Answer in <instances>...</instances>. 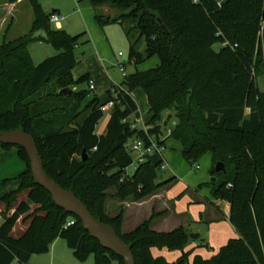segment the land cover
<instances>
[{"label": "trees", "instance_id": "1", "mask_svg": "<svg viewBox=\"0 0 264 264\" xmlns=\"http://www.w3.org/2000/svg\"><path fill=\"white\" fill-rule=\"evenodd\" d=\"M28 1L34 12L30 33L0 46V132L22 129L33 136L48 177L133 245L136 264H170L152 255L155 248L179 252L181 257L171 264H264V94L258 86L264 74V0H88L99 26L107 25L104 18L110 17L111 23L123 27L131 63L139 66L155 56L160 63L126 76L103 96L93 94L87 106L83 100L91 92H80L79 86L91 78L73 76L78 64L75 50L81 42L90 43L87 33L72 36L52 30V14L48 16L38 0ZM105 7L116 11L115 16H104ZM39 31L46 33L58 54L35 66L28 47ZM72 85L78 88L64 94ZM137 89L148 98V125L162 121L167 111L176 119L168 138L181 145L182 158L191 168L197 171L205 155L212 157L210 176L217 182L201 184L198 190L210 189L212 207L217 208V202L228 205V217L221 214L237 233L212 259L190 260L185 249L191 241H201V247L209 244L192 230L188 233L187 227L170 233L154 231V215L122 234L125 210L115 217L105 211L110 188L120 199L138 200L160 187L157 176L165 161L159 153L128 174L135 164L129 140L141 139L149 145L144 131L131 128L130 120L140 117L132 97ZM111 102L115 105L110 119L104 134L98 135L96 126L104 117L101 109ZM157 130L163 133L159 126ZM155 139L165 146V141ZM15 148L27 161L21 181L25 179L30 190L27 201L16 206L11 216L1 212L0 264H29L34 254L49 252L60 239L82 262L93 255L97 264H108L111 257L125 264L92 238L77 216L58 208L51 195L36 185L27 151ZM218 163L224 164L225 173L214 170ZM176 179L171 177L165 184ZM0 202L10 205L11 198L0 193ZM33 205L44 206L45 213L33 214L24 234L14 237V226L31 214ZM69 220L75 223L67 227Z\"/></svg>", "mask_w": 264, "mask_h": 264}, {"label": "rangeland", "instance_id": "2", "mask_svg": "<svg viewBox=\"0 0 264 264\" xmlns=\"http://www.w3.org/2000/svg\"><path fill=\"white\" fill-rule=\"evenodd\" d=\"M83 0H38L43 11L50 16L53 13V10H57L66 17L65 22L62 24L65 26L66 33L68 35H79L87 32V37H90V34H94L93 27L95 21L90 14V5L87 3H79ZM223 2L224 0H219ZM81 4V5H80ZM84 4V5H83ZM80 5V7H78ZM101 13L104 16H115L116 11L110 10L108 8H102ZM34 20L33 8L30 6L28 0H20L19 2L9 3L7 0H0V46L3 43L14 41L22 36L30 33ZM52 30L56 29V24H51ZM64 30V31H65ZM91 32V33H90ZM103 34L105 36V42L98 43V49L94 47L93 42L89 44L82 45L81 42L75 50V53L78 58V64L73 70V76L75 80L86 77L87 72H90L97 84L96 95L100 96L105 93L104 88L109 87L112 81H122L120 68L115 67L118 62L124 63L127 67V75H133L137 71V66L134 63L130 62V45L125 36L123 27L118 23H111L103 27ZM46 33L44 31H39L35 33L32 37L35 40V43H32L28 47L29 55H31L32 61L35 66H38L40 63L46 59L53 58L58 54V51L48 42H44V39L40 36H43ZM96 40L98 37L92 35ZM42 41V42H41ZM218 47L216 46L215 49ZM144 45H140V51L144 52ZM98 52V53H96ZM122 53L124 57H119V54ZM105 60V65L109 68V74L106 73L105 68L102 65L101 56ZM147 63V64H146ZM142 67L143 69H148L152 65V61L146 62ZM140 70V68H139ZM258 86L260 91L264 94V74L258 80ZM89 84H81L79 86L80 92H87L89 90ZM78 86L72 85L69 87L71 92L75 91ZM133 99L136 100L138 105V110H140V115L145 119V124L148 127L149 133L152 131V137L160 139L162 142L163 137H166L169 129L174 127L175 118L169 120L168 116L171 115L168 111L165 113L162 121H156L147 124L146 119L149 114V102L148 98L141 89L134 91ZM93 93H90L89 96L83 100V106L92 101ZM111 110L104 113L103 119L96 126V133L98 135H103L110 119ZM136 118V117H135ZM135 118L130 120L131 126L132 122L135 121ZM158 126L162 130V134L159 133ZM168 147L164 146L163 151L167 150ZM175 149L178 150L176 147ZM179 152V151H178ZM179 154V153H177ZM133 159L135 160L138 156L137 153H131ZM209 155H205L202 158V163L198 165L199 170L195 171L187 163L181 162L178 165V172L180 177L175 183V185L169 190L168 195H166L165 200L161 201L163 206L167 202H172L171 205L173 208L180 214L182 219H187L190 224L188 229L192 230L194 233H199L202 240H205L208 247L200 245L202 242H193L191 241L186 249L185 253L190 252V260L193 261L197 256L202 259H212L219 254V250L222 246L228 244V242L235 237H237L236 230L233 228L231 223L220 218L219 212L208 204V200L205 198L201 199L203 202L198 203L193 197V192L190 189V186L193 184L201 182L203 180L209 181L211 183L212 177L210 178L209 171L211 169V160ZM136 162L134 165L128 168V174L133 175L137 168ZM28 170L27 161L23 159V154L20 150L15 147L3 148L0 147V193L2 195L6 194L11 198V204L5 205L0 202V226L4 222V217L1 212H4L8 216H11L16 206L21 202L27 201L28 192L30 190L29 184L21 181V176L24 175ZM216 170V167L214 168ZM171 172H159L157 176V184L160 187L154 191L152 194L148 195L143 199H138L135 196H129L128 198L120 199L116 194L113 188H110L107 191L108 198L106 200L105 211L111 217L117 216L121 209L125 210L124 219L126 214L132 213L137 208V205L143 201L149 200L162 194L163 191L168 189L173 183L169 185L165 184L170 178ZM118 197V198H117ZM225 205L223 204L222 207ZM128 212V213H127ZM150 209L147 208L143 213L138 216L131 224L132 226H137L142 224L145 221L146 215L150 214ZM31 214L25 217L24 219L18 221L14 226L13 236L16 238L21 237L24 232L27 230V225L30 222L31 216L35 213L44 214L45 207L39 205H33ZM169 211L165 210L163 212L155 213V219L167 217ZM150 216V215H149ZM152 219V218H151ZM148 221V220H147ZM198 222V223H193ZM124 223V221H123ZM136 224V225H135ZM157 224V222H156ZM130 225V226H131ZM171 220H163L160 224L152 227L153 230H169L173 228ZM129 228V227H128ZM133 228V227H131ZM134 231V230H133ZM132 232V231H130ZM125 232L124 226L122 229V234L130 233ZM91 248L96 251L99 250V246L95 243H92ZM161 256L164 257L168 263H175L181 256L179 252L169 251L168 249L160 250ZM103 255V254H102ZM111 257V256H110ZM113 260L108 264H122L117 258L111 257ZM29 264H97L94 256H90L86 261L82 262L77 260L73 256L72 251L70 250L68 244L63 239L57 240L52 244L49 252L44 254H34Z\"/></svg>", "mask_w": 264, "mask_h": 264}, {"label": "water", "instance_id": "3", "mask_svg": "<svg viewBox=\"0 0 264 264\" xmlns=\"http://www.w3.org/2000/svg\"><path fill=\"white\" fill-rule=\"evenodd\" d=\"M104 21L111 23L110 17H105ZM161 23V21H160ZM162 31L168 34L165 26ZM71 90H64V94L68 95ZM172 115L169 116V120ZM0 144L4 146L19 147L27 151L34 181L39 187H43L53 198V202L58 208L63 209L67 214L77 216L85 230L90 236L96 239L105 250L111 251L115 256L125 261V264H136V258L133 254V245H129L122 241L115 229L108 224H104L100 219L93 216L92 212L84 205V203L75 196L59 186L55 181L51 180L43 165V160L38 150L36 140L30 134L25 133L22 129L0 132ZM84 156L86 152L83 153ZM216 171L225 173L224 164L218 163ZM217 178H212L211 183L215 185ZM189 233L190 230L187 229Z\"/></svg>", "mask_w": 264, "mask_h": 264}, {"label": "crops", "instance_id": "4", "mask_svg": "<svg viewBox=\"0 0 264 264\" xmlns=\"http://www.w3.org/2000/svg\"><path fill=\"white\" fill-rule=\"evenodd\" d=\"M79 3H84V4L87 3L88 5H90V3H89L88 0H83L81 2H78V4ZM80 5H78V7H80ZM53 12L54 13H57V14H60V12H58L57 10H53ZM89 12H90V14L92 15V17H93V19L95 21V12H94V9H93L92 5H90V11ZM60 15H62V14H60ZM65 20H66V17H65ZM65 20L63 22H65ZM95 22L96 23H95V25L93 27L94 34H92V35H95L96 37H98V40H96L91 34H90V37L92 39H89V40H90V42H93L94 47L96 49H98V43L105 42L106 40H105V36L103 34L104 33L103 32V27L99 26L98 23H97V21H95ZM109 24H111V23H107V25H109ZM56 29H60V30H63L64 31L66 28L61 23V24H58L56 26ZM65 32H66V30H65ZM40 37L44 39V42H47V38H45V34L43 36H40ZM96 53H98V52H96ZM119 57H124V55L120 56V54H119ZM99 58L101 59L102 65L105 68L106 73L109 74V68H107V66L104 64L105 63V60L102 57V55L99 56ZM150 60L152 61V65L149 66L148 69H143L142 66L145 64L144 63V64H141V65L137 66V71L147 72L150 69L157 68L158 65H159V63H160L159 58L155 56V57L151 58ZM118 64H119V62H118ZM118 64L115 67H118ZM124 67L126 68V71H127V67L125 66V64H124ZM139 68H140V70H139ZM126 71H125V73H126ZM120 73H121V78H123V80H124V76H123V73L121 72V69H120ZM87 75H89L91 79H94V77L92 76V74L90 72H87ZM126 76H128L127 73H126ZM123 80L121 82L120 81L117 82L115 80L112 81V82H110L111 85L109 87H107V88H104V92H107L108 90L112 89V87H114V86H118V85L122 84ZM95 84H96V80H95ZM96 91H97V84H96ZM103 94H101L100 96H103ZM132 97H133V95H132ZM139 114H140V110H139ZM175 125H176V121L174 122V126ZM162 141H165V146L168 147V149L167 150H164L163 153H162L163 160L165 161V165H166V170L164 172L170 171L171 172V175H172V176H170V178L171 177H176L177 179H176L175 182H173V184L168 189H166L165 191H163L162 194H158L157 196H154V198H152V199H149V200H146V201H143V202L139 203L137 205V208H135V211H132V213H130L129 215L126 214V217H125L124 223H123L125 232H130V231L136 230L139 227V223H138L137 226H134V225L132 226L131 224L147 208H149L151 212H150V214L146 215L145 221L150 220L154 216L155 213L163 212L165 210L169 211V214H168L167 217L155 219V221H153V223H152V227H154L155 225L158 226V224H160L163 220L164 221L165 220H171L172 221V224L174 225V227L171 228V229H169V230H161V229H157L156 230L155 229L157 232L170 233V231H173V230L178 229L180 227H184V228L190 227V224L188 223L189 221L187 219H182L183 217L180 214H178V212L171 205L172 202H167L163 206H160L161 205L160 202L163 201V200H165V197H166V195H168L169 190L175 185V183H177V181H178V179L180 177V174L178 172V165L181 162L187 163V161L183 160V158H182V155H181V149H182V147H181V145H179L178 142L174 141L173 139H169L167 136L166 137H163ZM176 147L178 148V150L175 149ZM177 153H179V154H177ZM208 155L211 158L210 159L211 160V165L210 166H211V169H212V167H213V160H212L211 155L210 154H208ZM200 162L202 163V159H201ZM211 169H210V171H211ZM210 171H209V175L208 176L211 178L212 176H210ZM167 180H169V179H167ZM207 183H210V182L203 180L201 182H198V183L193 184L194 186H190V189L193 192H195V193H192V197L198 203L203 202V200L201 199V197H202V198L207 199L208 202H209L208 204H210V206L212 207V205L210 203V201L212 200V192H210V189L205 187V188H202L201 190H198V187L201 186V184H207ZM223 204L225 205L224 207H222ZM216 205H217V208H215V207H213V208L216 209L219 212V215H220L219 217L222 218V219H224V220H226V221H228L221 214V211H222L224 213V215L226 217H228V215H229V207H228V205L226 203H221V202H217ZM156 222H157V224H156ZM193 223H198V222H193ZM131 227H133V228H131ZM197 234H199V233H197ZM152 255L154 257H162L160 250H158L156 248L152 250ZM179 255H180V253H179Z\"/></svg>", "mask_w": 264, "mask_h": 264}, {"label": "built area", "instance_id": "5", "mask_svg": "<svg viewBox=\"0 0 264 264\" xmlns=\"http://www.w3.org/2000/svg\"><path fill=\"white\" fill-rule=\"evenodd\" d=\"M64 20H65V17H63L62 15L57 14V13H52V15L50 16L49 22L51 24L58 25V24L63 23ZM122 55L123 54L120 53V56H122ZM118 67L121 69V72L123 73V76L125 78L126 77V73H125L126 68L124 67V64L119 63ZM87 84H89L88 88H89L90 92L93 94H96L95 80L91 79V80H89V82ZM114 105H115V102H111V103L103 106V108L101 109L102 114L106 113L107 111L112 110L114 108ZM131 128H132V130H135V131L136 130L144 131V133L148 136V139H149V145L148 146L141 139H136V140L131 139L127 143V147L129 149V151L131 153L133 152V153L138 154L137 158L134 160V162H136V164L140 165V164L145 163L147 157L152 156V154H154V153H159L162 156L163 147L159 145V143L157 142V140L154 137L149 136V130L145 124V119L142 115H140V117H138V118H135V121L132 122ZM171 133H172V130L169 129L167 137H169L171 135ZM165 170H166V165L164 162L160 171L164 172ZM197 170H199V167H197ZM74 223L75 222L73 220H69L67 223V227L73 226Z\"/></svg>", "mask_w": 264, "mask_h": 264}]
</instances>
